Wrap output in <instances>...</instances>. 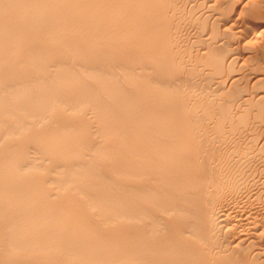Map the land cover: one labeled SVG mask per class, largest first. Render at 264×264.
I'll list each match as a JSON object with an SVG mask.
<instances>
[{
    "label": "bare ground",
    "instance_id": "6f19581e",
    "mask_svg": "<svg viewBox=\"0 0 264 264\" xmlns=\"http://www.w3.org/2000/svg\"><path fill=\"white\" fill-rule=\"evenodd\" d=\"M259 38L264 0H0V264H264V135L212 81Z\"/></svg>",
    "mask_w": 264,
    "mask_h": 264
},
{
    "label": "rangeland",
    "instance_id": "374dc122",
    "mask_svg": "<svg viewBox=\"0 0 264 264\" xmlns=\"http://www.w3.org/2000/svg\"><path fill=\"white\" fill-rule=\"evenodd\" d=\"M189 6H191V5H188L187 6V8H190ZM211 21V20H210ZM212 22V21H211ZM185 23H187V21H185ZM185 23H183V25L185 24ZM189 29H188V28ZM190 27H192V26H190V24L189 25H187L186 24V26L184 25V27L183 28H185V29H183V32L181 33V34H183V37H181V35H179L178 37H180V38H178V42H179V44L180 45H182V49H184V52H185V54H184V58H192L194 55H198V56H200V54H202L203 53V50L202 51H200L201 50V47H199L201 44L198 42V36L197 35H195V32H193L192 30H195V29H197L196 27H193V28H195V29H190ZM186 28H187V30H186ZM188 30H189V32H188ZM198 30V29H197ZM232 31H233V34H235V32H236V30L235 29H233L232 28ZM186 32V33H185ZM197 32V31H196ZM188 33V34H187ZM192 33H194V34H192ZM197 34V33H196ZM232 34V36H230L229 35V38H222L223 39V41H224V43H225V47L227 46V45H229V46H227L226 47V49L229 47L230 49H232V47L233 48H236V49H238V47H239V50L240 51H238L240 54L242 53L241 51H243L245 48H247V46L244 48L243 46H245L246 44V40H244L243 38H245V37H242V38H240L241 37V35H239V36H237V34H235V36ZM190 35H192L193 37H191ZM195 35V36H194ZM237 36V37H236ZM243 36V35H242ZM185 37V38H184ZM189 37V38H188ZM191 37V38H190ZM206 38H207V36H205ZM231 37H233V38H231ZM236 37V38H235ZM195 38H197V39H195ZM180 39V40H179ZM182 39V40H181ZM193 39H194V41H193ZM225 39H226V41H227V43L228 44H226V41H225ZM234 39H235V41H237V40H239V41H237V42H235L234 41ZM237 39V40H236ZM260 39V38H259ZM262 40H264V39H260L259 41H262ZM180 41H181V43H180ZM233 43H232V42ZM245 41V42H244ZM258 41V40H257ZM258 41V42H259ZM193 42H196V45H194V43ZM244 42V43H243ZM191 43V44H190ZM193 43V44H192ZM221 43V42H220ZM230 43V44H229ZM199 44V45H198ZM233 44V45H232ZM239 44H242L243 46H241V45H239ZM261 44H264V41H262V43ZM184 45H185V47H184ZM188 47H187V46ZM239 45V46H238ZM254 45V44H253ZM190 46H191V48H190ZM235 46V47H234ZM263 46V45H262ZM249 47V46H248ZM264 47V46H263ZM199 48V49H198ZM228 48V49H229ZM242 48H244V49H242ZM191 50V52L190 53H188V51H190ZM197 50H199V51H197ZM247 50V49H246ZM249 50V49H248ZM245 51V50H244ZM243 51V52H244ZM264 51V50H263ZM199 52H201L200 54H199ZM245 52H247V51H245ZM245 52L243 53V54H245ZM192 53H194V54H192ZM242 54V55H243ZM187 55H189L188 57H187ZM190 55H192V56H190ZM260 57H258V59H259ZM257 59V60H258ZM185 61H186V59H185ZM258 61H262L263 62V64H264V55L262 54V58H261V60L259 59ZM193 61H191V60H189L188 61V59H187V61H186V64H190L191 65V63H192ZM248 62H250V61H247V63ZM247 63L246 64H243L244 66H242L241 65V63H237L236 65H234V66H230V70H228L229 71V73H228V71H225V72H223V74L222 75H218V77H219V79H217V74H216V77L212 80V81H215V82H217L218 84H219V82H224V81H226V80H224V79H229V74H232L231 72H232V69L231 68H233V69H235V70H233V74L232 75H236V74H238V75H240V76H242V80L240 81H238V89L241 91L242 90V92H240V94H241V96L240 97H242L241 99L242 100H240V101H243L244 100V98H248L249 100H251V101H248V102H251V103H246L245 105L247 106V109H244V107H245V105H244V107L242 108V107H239V108H242V110L244 109V110H247V111H249L250 110V113H248L249 114V116H247V117H249V118H245L244 120H246V121H244V122H248V123H244V122H242L243 124H247L245 127H243L242 128V126H244L242 123H240V121L241 120H239L238 119V123H237V121L236 120H232L233 122L232 123H234V124H232V123H230V122H227L228 124H231V126L232 125H234V127L236 126V123L238 124V126L236 127V128H240V129H235V130H242L244 133H248L247 135L248 136H252V137H254V136H256V139H260V137L259 136H262V135H264V131H262V130H264V86L262 85V84H264V81H260V83L259 82H257V84H255L254 85V87H255V90H254V87H253V85L252 84H254L253 83V80L254 81H256L258 78H260V77H263V75H261V76H258L257 78H255V79H253V75H254V73H255V71H257V70H254V69H252V72H251V74L249 73L250 71L249 70H251V68H254L253 66H252V64H248L247 65ZM194 64V63H193ZM242 66V67H239V66ZM239 67V68H238ZM246 68V69H245ZM204 69V68H203ZM202 69V67H200V69H199V71H201L202 73V75H200V73L198 74L197 73V75L200 77L201 76V78H199L198 76H195V77H197L196 78V81H198L197 79H199V81H202V76L204 75V77L206 76V74L208 73V70L207 69H204L206 72H204V70ZM239 69V70H238ZM261 69H263L264 70V68H263V66L261 67ZM242 70H243V72H242ZM247 70H248V72H247ZM262 70V72L264 73V71ZM262 72H261V74H262ZM249 73V74H248ZM246 74V75H245ZM227 75V76H226ZM224 76V77H223ZM231 76V75H230ZM228 77V78H227ZM222 78V79H221ZM248 79V80H247ZM250 79V80H249ZM208 80V81H207ZM206 81L208 82V84L210 85L211 83L210 82H212V81H209V79H207ZM217 80H219V82L217 81ZM221 80H224V81H221ZM245 80V81H244ZM199 81L197 82V83H199ZM203 82H205L204 80L201 82V83H203ZM212 83L210 86L212 87V89H213V87L214 88H216L215 87V85H217L216 83ZM200 83V84H201ZM206 83V82H205ZM204 84V83H203ZM245 84V85H244ZM227 85H228V83H227ZM243 85V86H242ZM249 85V86H248ZM241 86V87H240ZM257 86V87H256ZM243 87H245V89L243 90L242 88ZM247 88V89H246ZM253 88V89H252ZM260 88H261V90H260ZM230 89H232V88H230ZM229 90V89H228ZM255 92H254V91ZM225 91H227V90H225ZM246 91V92H245ZM248 91L250 92V93H248ZM258 92V93H257ZM253 93H255V94H253ZM240 94H237L238 96L240 95ZM243 94H247V95H243ZM243 95V96H242ZM238 96H236V97H238ZM200 97H202L203 99H201V100H204V97H206V96H200ZM207 97H213V96H211L210 95V93H209V95L207 96ZM206 97V98H207ZM215 97V96H214ZM258 97H261V98H258ZM219 97H217V99H218ZM239 98V97H238ZM254 100V101H253ZM262 102V103H261ZM256 103V104H255ZM250 104H251V106H250ZM236 105H234L233 106V108H232V112H233V114L234 113H236L235 112V110L234 109H236V111L237 110H239L238 109V106H237V108L235 107ZM246 108V107H245ZM257 108V109H256ZM242 110H239L238 112H240L241 111V113H244V112H246V111H244V112H242ZM252 110V111H251ZM259 110V111H258ZM263 112V113H262ZM254 113V114H253ZM258 113H260V115H262V116H260ZM245 115H248V114H246V113H244ZM258 114V115H257ZM245 115H244V117H245ZM257 115V116H256ZM233 116V115H232ZM251 116V117H250ZM257 117L258 119H255L254 117ZM233 118H235L234 116H233ZM236 119V118H235ZM261 120V121H260ZM240 123V124H239ZM228 124H226L225 125V129L224 130H228V129H230V127H229V125ZM228 125V126H227ZM227 126V127H226ZM248 128H250V129H248ZM246 129V130H245ZM251 134H250V133ZM256 133H258V134H256ZM253 134V135H252ZM232 138H234V137H232ZM231 138V139H232ZM239 138V137H238ZM237 138V136H235V138L234 139H238ZM233 139V141L232 140H230V141H232V142H234V141H236V140H234ZM231 142V143H232ZM230 143V142H229ZM228 143V144H229ZM255 159L252 161L254 164H256V162L258 161V162H260V160H258L257 159V161H255ZM253 163H251V166L254 168V170H255V177L254 178H257V179H255L254 180V183H260V184H257L258 186H260L261 184L262 185H264V170L263 169H260L261 167V165L260 164H262V163H259L258 165H260V166H258V165H252ZM254 166H257V167H254ZM260 167V168H259ZM263 168V167H262ZM263 171V174L261 173V172H259V171ZM256 172H257V174H256ZM259 172V173H258ZM262 176H261V175ZM260 175V176H259ZM258 177H261V180H260V178H258ZM258 179H259V181H258ZM257 181V182H256ZM261 182H263V183H261ZM255 184V185H256ZM255 185L253 186V188L255 187ZM263 187V186H262ZM260 190H261V186H260Z\"/></svg>",
    "mask_w": 264,
    "mask_h": 264
}]
</instances>
